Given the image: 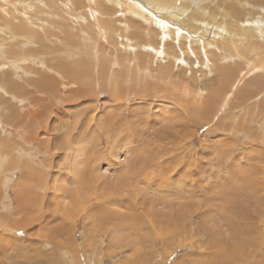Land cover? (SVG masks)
Returning <instances> with one entry per match:
<instances>
[{
	"label": "rangeland",
	"instance_id": "obj_1",
	"mask_svg": "<svg viewBox=\"0 0 264 264\" xmlns=\"http://www.w3.org/2000/svg\"><path fill=\"white\" fill-rule=\"evenodd\" d=\"M263 259L264 0H0V264Z\"/></svg>",
	"mask_w": 264,
	"mask_h": 264
},
{
	"label": "bare ground",
	"instance_id": "obj_2",
	"mask_svg": "<svg viewBox=\"0 0 264 264\" xmlns=\"http://www.w3.org/2000/svg\"><path fill=\"white\" fill-rule=\"evenodd\" d=\"M119 1H120V0H119ZM129 1H130V0H129ZM179 1H180V0H179ZM255 1H256V0H255ZM124 2H125V1H124ZM126 2H127V1H126ZM151 3H152V2H151ZM163 3H164V2H163ZM172 3H173V2H172ZM175 3H176V2H175ZM186 3H187V2H186ZM137 4H138V3H137ZM154 4H155V3H154ZM181 4H182V3H181ZM189 4H190V3H189ZM194 4H195V3H194ZM130 5H132V4H130ZM143 5H144V4H143ZM162 5H163V4H162ZM164 5H166V4H164ZM175 5H176V4H175ZM178 5H179V4H178ZM197 5H198V3L196 4V6H197ZM123 6H124V5H123ZM145 6H146V5H145ZM156 6H157V5H156ZM173 6H174V5H173ZM133 7H134V5H133ZM135 7H136V6H135ZM163 7H165V6H163ZM183 7H184V6H183ZM194 7H195V6H194ZM198 7H199V6H198ZM233 7H234V6H233ZM129 8H131V7H129ZM137 8H138V7H137ZM143 8H144V7H143ZM150 8H151V7H150ZM153 8H155V6H154ZM199 8H200V7H199ZM131 9H133V8H131ZM141 9H142V8H141ZM141 9H140V10H141ZM224 9H225V8H224ZM128 10H130V9H128ZM133 10H134V9H133ZM140 10H139V11H140ZM143 10H145V8H144ZM143 10H141V11L144 12ZM135 11H136V9H135ZM137 11H138V10H137ZM153 11H154V10H153ZM165 11H166V9H165ZM172 11H173V10H172ZM193 11H195V10H193ZM196 11H197V10H196ZM129 12H131V11H129ZM167 12H168V11H167ZM167 12H166V13H167ZM202 12H203V11H202ZM224 12H225V11H224ZM133 13H134V12H133ZM175 13H176V12H175ZM180 13H181V12H180ZM191 13H192V12H191ZM221 13H222V12H221ZM226 13H227V12H226ZM135 14H137V13H135ZM142 14H143V13H142ZM152 14H153V13H152ZM172 14H173V13H172ZM193 14H194V13H193ZM149 15H150V14H149ZM174 15H175V14H174ZM224 15H225V14H224ZM136 16H137V15H136ZM139 16H140V15H139ZM169 16H170V15H169ZM175 16H176V15H175ZM188 16H190V15H188ZM188 16H186V17H188ZM191 16H192V15H191ZM191 16H190V17H191ZM220 16H221V15H220ZM230 16H231V14H230ZM150 17H151V16H150ZM190 17H189V19H190ZM198 17H199V16H198ZM216 17H217V16H216ZM227 17H228V16H227ZM171 18H173V17H171ZM177 18H178V17H177ZM193 18H194V17H193ZM195 18H196V17H195ZM209 18H210V17H209ZM225 18H226V17H225ZM169 19H170V18H169ZM173 19H174V18H173ZM196 19H197V18H196ZM201 19H202V18H201ZM212 19H213V18H212ZM241 19H242V18H241ZM149 20H150V19H149ZM185 20H186V19H185ZM206 20H207V19H206ZM224 20H225V19H224ZM229 20H230V19H229ZM232 20H233V19H231V21H232ZM235 20H236V19H235ZM144 21H145V20H144ZM151 21H152V20H151ZM153 21H154V20H153ZM225 21H226V20H225ZM236 21H237V20H236ZM188 22H189V21H188ZM196 22H199V21H196ZM196 22H195V23H196ZM201 22H203V21H201ZM201 22L198 23V24H201ZM226 22H227V21H226ZM255 22H257V21H255ZM150 23H151V22H150ZM185 23H186V22H185ZM189 23H190V22H189ZM227 23H228V22H227ZM230 23H231V22H230ZM238 23H239V22H238ZM241 23H244V21L241 22ZM258 23H261V22H258ZM191 24H192V23H191ZM196 24H197V23H196ZM210 24H211V23H210ZM231 24H232V23H231ZM256 24H257V23H256ZM193 25H194V24H193ZM227 25H228V24H227ZM229 25H230V24H229ZM229 25H228V28H229V29H230V27L232 28V26H229ZM234 25H235V24H234ZM236 25H238V24H236ZM242 25H243V24H242ZM258 25H259V24H258ZM258 25H257V28H258ZM161 26H162V25H161ZM243 26H245V25H243ZM249 26H250V25H249ZM183 27H184V26H183ZM186 27H187V25H186ZM188 27H189V26H188ZM198 27H199V26H198ZM212 27H213V26H212ZM221 27H222V26H221ZM18 28H19V27H18ZM204 28H205V27H204ZM206 28H207V27H206ZM237 28H238V26H237ZM195 29H196V28H195ZM207 29H209V28H207ZM233 29H234V27H233ZM233 29H232V32H234L236 28H235L234 30H233ZM240 29H241V28H240ZM240 29H239V30H240ZM211 30H212V29H211ZM226 30H227V29H226ZM260 30H261V28H260ZM200 31H201V30H200ZM200 31H199V32H200ZM204 31H206V30H204ZM223 31H224V30H223ZM228 31H229V30H228ZM228 31H226V32H228ZM236 31H237V30H236ZM236 31H235V33H236ZM250 31H251V30H250ZM256 31H257V30H256ZM195 32H196V31H195ZM220 32H221V31H220ZM247 32H249V30H248ZM260 32H261V31H260ZM212 33L215 34L214 31H213ZM188 34H189V33H188ZM219 34H220V33H219ZM224 34H225V33H224ZM228 34H229V32H228ZM236 34H238V33H236ZM242 34H243V33H242ZM104 35H105V34H104ZM193 35H194V33H193ZM217 35H218V34H216V36H217ZM221 36H222V35H221ZM224 36H226V34H225ZM201 37H203V36L201 35ZM231 37H232V36H231ZM243 37H244V36H243ZM221 38H222V37H221ZM226 38H227V37H226ZM247 39H248V38H247ZM23 40H24V39H23ZM221 41H223V40H221ZM236 41H237V40H236ZM236 41H235V42H236ZM257 41H258V40H257ZM218 42H219V41H218ZM225 43H226V42H225ZM237 44H238V43H237ZM228 45H229V44H228ZM232 45L236 47V45H235L233 42H232ZM239 45H240V44H239ZM239 45H238V46H239ZM229 47H230V46H229ZM243 47H244V45H243ZM236 49H237V48H236ZM242 49H243V48H242ZM232 50H233V49H232ZM261 50H262V49H261ZM237 51H238V50H237ZM239 51H240V50H239ZM241 51H242V50H241ZM241 51H240V52H241ZM234 52H235V51H234ZM240 52H239V53H240ZM258 53H259V52H258ZM260 53H261V52H260ZM235 54H236V52H235ZM248 54H249V53H248ZM259 55H260V54H259ZM259 55H258V56H259ZM57 60H58V59H57ZM55 63H56V62H55ZM62 68H63V67H62ZM64 68H65V67H64ZM56 74H57V73H56ZM73 77H74V76H73ZM76 78H77V77H76ZM34 79H35V78H34ZM48 80H49V79H48ZM45 81H46V80H45ZM185 86H186V85H185ZM183 89H184V86H183ZM185 91H186V90H185ZM187 91H188V90H187ZM116 94H117V93H116ZM194 98H195V97H194ZM191 99H192V98H191ZM33 107H34V106H33ZM35 108H36V107H35ZM35 108H34V109H35ZM30 109H31V108H30ZM35 110H36V109H35ZM37 110H38V109H37ZM30 111H31V110H30ZM31 112H32V111H31ZM33 113H34V112H33ZM28 115H29V114H28ZM31 115H32V114H30V116H31ZM33 115H34V114H33ZM33 115H32V116H33ZM86 121H87V120H86ZM88 121H89V120H88ZM88 123H89V122H88ZM118 126H119V125H118ZM22 130H23V129H22ZM24 131H25V130H24ZM20 134H21V132H20ZM19 137H20V136H19ZM27 142H28V141H27ZM82 154H83V153H82ZM74 165H75V164H74V162H73V166H74ZM74 167L77 168L76 165H75ZM71 173H74V174H75V173H78V169H77V170L75 169V171H74L73 169H71ZM93 174L96 175V173H93ZM130 174H131V173H130ZM83 175H84V174H82L81 177L78 179L80 183H82V180L85 181V179H84L85 176H84V178H83ZM90 175H92V174H90ZM89 177H90V176H89ZM128 177H129V176H128ZM89 179H90V178H89ZM86 180H87L86 182H88V179H86ZM116 180H117V177H116ZM86 182H84V183H86ZM118 183H120V182H118ZM108 184H109V183H108ZM85 185H86V184H85ZM82 187L84 188V186H82ZM106 188H107V187H106ZM119 188H120V186H116L115 190H116V191H119ZM118 193H119V192H118ZM140 210H141V209H140ZM139 213H140V212H139ZM122 214H123V213H122ZM144 215H145V214H144ZM172 216H173V215H172ZM147 217H148V216H147ZM172 218H173V217H172ZM167 219H168V218H167ZM148 220H149V219H148ZM153 221H155V220H153ZM156 221H157V220H156ZM158 221H159V220H158ZM164 223H166V222H164ZM119 224H120V223H119ZM156 224H157V223H156ZM161 224H162V222H161ZM172 232H173V231H172ZM172 232H170V233L172 234ZM248 239H249V237H248ZM245 240H246V239H245ZM242 241H243V240H242ZM251 241H252V240H251ZM248 242H249V241H248ZM249 244H250V243H249ZM250 246H251V245H250ZM233 248H234V249H231L230 247H228V245L224 246V247L222 248V250H221L223 253H221V254L224 255V254L226 253V255H224V256L220 255V256H222V257L225 258V257L229 256L230 254H233V253H234V250L236 249V246H233ZM235 253H236V252H235ZM230 256H231V255H230ZM263 260H264V259H263ZM199 264H200V263H199Z\"/></svg>",
	"mask_w": 264,
	"mask_h": 264
}]
</instances>
